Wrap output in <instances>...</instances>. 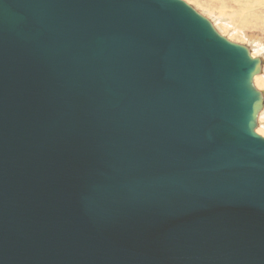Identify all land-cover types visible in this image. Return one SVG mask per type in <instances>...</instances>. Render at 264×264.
I'll use <instances>...</instances> for the list:
<instances>
[{
  "label": "water",
  "instance_id": "95a60500",
  "mask_svg": "<svg viewBox=\"0 0 264 264\" xmlns=\"http://www.w3.org/2000/svg\"><path fill=\"white\" fill-rule=\"evenodd\" d=\"M262 70L184 0H0V264H264Z\"/></svg>",
  "mask_w": 264,
  "mask_h": 264
},
{
  "label": "rangeland",
  "instance_id": "374dc122",
  "mask_svg": "<svg viewBox=\"0 0 264 264\" xmlns=\"http://www.w3.org/2000/svg\"><path fill=\"white\" fill-rule=\"evenodd\" d=\"M184 1L205 15L221 34L248 46L254 56L263 59V70L254 81L264 92V0ZM256 131L264 136V107L259 114Z\"/></svg>",
  "mask_w": 264,
  "mask_h": 264
},
{
  "label": "bare ground",
  "instance_id": "6f19581e",
  "mask_svg": "<svg viewBox=\"0 0 264 264\" xmlns=\"http://www.w3.org/2000/svg\"><path fill=\"white\" fill-rule=\"evenodd\" d=\"M235 9V8H234ZM236 10H238L239 11V9H236ZM235 10V11H236ZM232 11H234V10H232ZM238 15H240L241 16V13H240V11H239V13L238 12H236ZM256 78V77H255ZM255 80V79H254ZM261 132H262V130H261Z\"/></svg>",
  "mask_w": 264,
  "mask_h": 264
}]
</instances>
